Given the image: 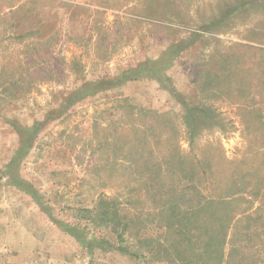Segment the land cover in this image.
I'll list each match as a JSON object with an SVG mask.
<instances>
[{
  "label": "rangeland",
  "instance_id": "374dc122",
  "mask_svg": "<svg viewBox=\"0 0 264 264\" xmlns=\"http://www.w3.org/2000/svg\"><path fill=\"white\" fill-rule=\"evenodd\" d=\"M222 246L264 264V0H0V264Z\"/></svg>",
  "mask_w": 264,
  "mask_h": 264
},
{
  "label": "trees",
  "instance_id": "16d2710c",
  "mask_svg": "<svg viewBox=\"0 0 264 264\" xmlns=\"http://www.w3.org/2000/svg\"><path fill=\"white\" fill-rule=\"evenodd\" d=\"M209 207V205H205L204 209H207ZM218 213H216L217 215ZM216 221L218 220L220 223H222L223 225V218H219V219H215ZM202 225H204V234H203V238L201 240V243L204 245V247L206 248V251L208 253V247L212 245L211 243V238H213L212 240L214 241V244H218L222 245V238H221V229L222 228H217L215 226V230L213 228H210L206 222H203ZM211 236V237H210ZM216 240V241H215ZM187 241H190V239H188ZM179 254V253H177ZM234 255H236V253H234ZM234 255H231V259H234ZM225 254H224V247L222 246L221 250L217 253L216 256V264H224L227 263V260L225 261ZM183 260L184 264H193L191 262V260L186 256L184 258L181 259V261ZM225 261V262H224Z\"/></svg>",
  "mask_w": 264,
  "mask_h": 264
}]
</instances>
